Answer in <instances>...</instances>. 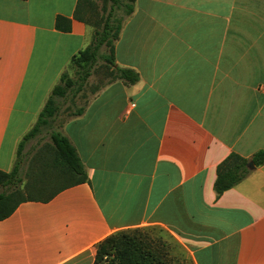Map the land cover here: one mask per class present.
I'll list each match as a JSON object with an SVG mask.
<instances>
[{
	"label": "crops",
	"instance_id": "crops-1",
	"mask_svg": "<svg viewBox=\"0 0 264 264\" xmlns=\"http://www.w3.org/2000/svg\"><path fill=\"white\" fill-rule=\"evenodd\" d=\"M77 1L0 0V170L92 39ZM114 59L138 80L102 85L60 127L88 181L0 220V264H95L129 229L169 264H264V164L214 186L230 153L264 148V0H134Z\"/></svg>",
	"mask_w": 264,
	"mask_h": 264
},
{
	"label": "trees",
	"instance_id": "trees-1",
	"mask_svg": "<svg viewBox=\"0 0 264 264\" xmlns=\"http://www.w3.org/2000/svg\"><path fill=\"white\" fill-rule=\"evenodd\" d=\"M90 1L78 0L74 11L75 19L94 28L91 43L75 54L70 61L69 66L75 70L76 77H72L68 70L61 74L59 82L53 87L36 122L20 141L14 167L9 172L0 170V220L8 217L23 201H47L63 188L88 181L75 148L59 129L53 127V123L60 115L61 103L58 99L69 98L74 102L75 97L84 88L85 81L97 59L104 60L103 67L109 82L120 79L125 83H134L139 78L135 70L120 67L114 59L115 41L124 19L131 14L133 6L124 5L126 16L121 23V20L113 14V6L119 0H112L110 10L104 12L103 8L99 9L96 12V18L89 22L84 16V11L85 7H92ZM130 1L134 2V0ZM55 28L63 32L70 31L71 19L57 15ZM102 47L110 49L113 59L111 62L108 60V53L101 51ZM82 108V105L74 107L70 117L80 115ZM44 129H49L47 130L50 138V143L47 145L49 157L45 161H40L37 175L30 182L22 185L18 166L22 148L28 139L35 137ZM249 161H252L255 166L264 164V148L255 152L249 159L232 152L218 164L214 184L217 194L233 187L251 172L248 168ZM165 256V251L160 244L146 239L140 229H129L111 234L97 245L95 264H169L165 261Z\"/></svg>",
	"mask_w": 264,
	"mask_h": 264
},
{
	"label": "rangeland",
	"instance_id": "rangeland-1",
	"mask_svg": "<svg viewBox=\"0 0 264 264\" xmlns=\"http://www.w3.org/2000/svg\"><path fill=\"white\" fill-rule=\"evenodd\" d=\"M90 2L92 3V7H85L84 11V16L89 22H92L96 18V12H98L99 9L101 10V8H103L104 12H107L112 8L113 4L112 0H91ZM125 4L133 6L132 1L130 0H119V2L117 4L115 3V6H113V14L116 18L121 20V23L123 18L126 16ZM92 31L94 33L93 27ZM101 51L106 54L108 53V60L110 62L113 60L112 53H110V49L108 47H102ZM104 63L103 59H97L94 67L91 69L90 75L85 81L84 88L75 97L74 102H72L69 98L58 99L61 103V110L59 118L53 123V127L60 130L62 124L70 118V112L74 109V107L83 105L90 98V96L93 95L94 90L109 82L108 76L105 74V68L103 67ZM69 65L67 68L68 73L72 77H76V73H74L75 70ZM47 130L49 131V129ZM47 130L44 129L35 137L28 139L22 148L21 158L18 164L22 185L27 184L35 175H37V170L41 164L40 161H45L49 157V147L47 145L50 143V138ZM184 264H188V262H184Z\"/></svg>",
	"mask_w": 264,
	"mask_h": 264
},
{
	"label": "water",
	"instance_id": "water-1",
	"mask_svg": "<svg viewBox=\"0 0 264 264\" xmlns=\"http://www.w3.org/2000/svg\"><path fill=\"white\" fill-rule=\"evenodd\" d=\"M248 167H249L250 169L254 168V164H253L252 161H249V162H248Z\"/></svg>",
	"mask_w": 264,
	"mask_h": 264
}]
</instances>
